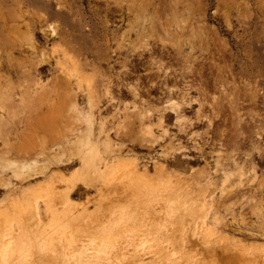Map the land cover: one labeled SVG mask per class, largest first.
Returning <instances> with one entry per match:
<instances>
[{
    "label": "rangeland",
    "instance_id": "1",
    "mask_svg": "<svg viewBox=\"0 0 264 264\" xmlns=\"http://www.w3.org/2000/svg\"><path fill=\"white\" fill-rule=\"evenodd\" d=\"M32 196L100 264H264V0H0V218Z\"/></svg>",
    "mask_w": 264,
    "mask_h": 264
},
{
    "label": "bare ground",
    "instance_id": "2",
    "mask_svg": "<svg viewBox=\"0 0 264 264\" xmlns=\"http://www.w3.org/2000/svg\"><path fill=\"white\" fill-rule=\"evenodd\" d=\"M45 26H46L45 28L47 29V30L45 29V31L48 32V35L54 36V34L57 31L55 29V26H53L51 23H47V24H45ZM29 40H32L31 34H30ZM30 46H31V48H34L33 41L30 42ZM46 61H47V58H46L45 53L40 51V53H38L34 57V62H32L29 66L30 72L28 71L29 67H27L26 72H24V71L21 72L19 70V78H21L23 80V77L25 75L29 77L28 83H23V81H21L19 83L20 84L19 90H18L19 102H21V101H22V103L24 102V100H22V99L25 98V94L28 91L37 92V86L31 88L30 85L32 84V82H30V81H33V77H34L35 80L33 81V84L36 85L38 83V82H36L37 78H35V74H39V72H40L39 70H41L44 67V65H42L41 63L46 62ZM31 70H32V72H31ZM73 72H71V73H73ZM68 74H70V73H68ZM70 75H72V74H70ZM72 76H71V78H73V81H74V79H76L78 81V83H77V85H78L79 84L78 78H74ZM69 78H70V76H69ZM39 83H40V81H39ZM80 87L78 85V88H80ZM129 89H131L134 93H137V87L136 86L131 85ZM80 90H82V88ZM88 93L90 94V92H88ZM86 95H87L86 99H85L86 101L84 104H86L87 106H91L93 101L90 99V97L88 96L87 93H86ZM67 103L69 106H79V103H77L72 97L68 98ZM80 139L76 140L75 142H79ZM22 164L24 165L26 163H22ZM28 165H29V163H28ZM137 175H135V176H137ZM43 190H44L43 196H45L47 198L53 197V194L50 191L51 189L48 190L47 188H44ZM38 191H40V190H38ZM41 192H42V190H41ZM148 193L149 192H147V194ZM37 194H40V193L38 192ZM41 195H42V193H41ZM32 197H30V198L32 199ZM34 199L35 198L33 197V200ZM27 202L28 201H26V205H28V203H30V202H28V203ZM35 202H36V200H34V202H32L33 204L31 203L32 206L28 207L27 210H25L26 206L23 205L25 207L24 208L25 211H20L18 213V216H17L18 218H16V219H15L13 213L12 214L9 213V215H5V216H3V218H0V221H1L0 242H2L0 244V264H100L101 262L103 263L102 260H104V259H101V262L98 263L100 261L101 257L99 258V261L98 260L95 261V259L97 257H99V253H100L99 252V245L94 246V244H97V243H95L89 237H85L84 239H82V244H80L76 241H69L64 236L57 237V240H55V241L49 242L47 240V242H44L43 239H41L42 233H40V231L38 230L37 224H35V223H38L40 221V210L38 211V209H37V208H39V207H37L39 202H38V200L36 203ZM44 205L47 206V208L50 207V204H47V202H45ZM20 215L23 217V219L16 222L18 225L17 227H19V229H20V234H17V233L12 234L11 233V231H12L11 227L14 226V222H15L14 219L18 220L20 218ZM154 219H155L154 223L159 224L163 228H166L167 225L164 223L163 217H161V218L156 217ZM178 220L181 221V218H178ZM171 228H176V227L173 226ZM177 228L181 232L180 235H182V237L181 236L180 237H181V241L183 242V239L185 240L184 237L186 235H184V237H183V233H182L183 229L180 228V226ZM44 237H47V236H44ZM84 240L87 242L84 243L85 242ZM240 252H241V250H240ZM150 253H151V251H150ZM159 253L160 252L158 251V254ZM131 257H132V259H125V257H123V259L120 258L119 259L120 264L135 263L136 260L140 259L141 256L138 255L137 253H134L133 255H131ZM255 264H256V262H255Z\"/></svg>",
    "mask_w": 264,
    "mask_h": 264
}]
</instances>
